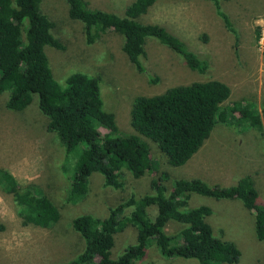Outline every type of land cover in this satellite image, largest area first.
I'll list each match as a JSON object with an SVG mask.
<instances>
[{"label": "trees", "instance_id": "obj_1", "mask_svg": "<svg viewBox=\"0 0 264 264\" xmlns=\"http://www.w3.org/2000/svg\"><path fill=\"white\" fill-rule=\"evenodd\" d=\"M64 1L67 17L81 24L86 46L108 31L118 34L122 38L121 52L138 73L144 71L140 60L145 56L148 38L177 55L189 70L199 74L207 70L206 60L162 26L141 22L158 0H133L122 15L90 9L85 0ZM206 1L236 40L232 23L220 7L221 2L229 0ZM39 2L0 0V94L8 93L3 106L13 112L23 111L35 95L37 109L46 118L45 131L56 135L66 156L74 155L65 202L76 204L86 196L88 178L93 173L101 176L104 187L114 190L121 188L119 179L125 172L132 176L157 174L149 181L151 194L121 200L108 208L105 218H72L71 229L82 240L83 248L74 259L58 264H134L144 259L150 245L166 260L235 264L239 251L216 238L205 221L210 209L187 208L191 194L240 201L253 217L255 238L264 241V204H258L250 176H242L227 187L207 185L198 179H178L168 187L163 184L167 175L156 173L151 150L141 140L152 142L168 166H182L216 125L237 132L247 129L264 137V124L255 106L239 101L224 103L230 90L217 80L178 85L157 95L134 97L128 114L134 133L123 134L113 113L102 110L97 77L72 73L61 84L53 79L43 48L61 51L63 46L50 34L53 24L40 14ZM149 81L155 83L156 79L150 77ZM38 190L32 184L18 185L8 172L0 170V192L11 196L21 224L48 229L59 219L58 208ZM149 207H155V215L151 213L150 217ZM169 224L179 229L166 232ZM128 227L135 230V243L112 260V238ZM255 264H264V253Z\"/></svg>", "mask_w": 264, "mask_h": 264}, {"label": "rangeland", "instance_id": "obj_2", "mask_svg": "<svg viewBox=\"0 0 264 264\" xmlns=\"http://www.w3.org/2000/svg\"><path fill=\"white\" fill-rule=\"evenodd\" d=\"M133 0H85L87 7L121 14ZM236 32L234 40L214 14L206 0H158L142 16V23L162 26L182 41L186 48L207 61V70L199 74L189 70L181 59L148 38L145 56L140 60L144 71L138 73L121 52L122 38L108 31L98 41L86 46L81 24L67 17L64 0H40L39 12L53 24L50 34L63 50L43 49L53 79L61 84L72 73L98 78L102 110L113 113L116 126L123 134H133L129 126L131 100L136 96H153L165 89L193 82L217 80L224 83L230 95L224 103L239 101L254 105L264 124V50L258 41L264 39V0H229L220 3ZM257 33V35H256ZM156 79L150 82L149 78ZM260 95V96H259ZM7 92L0 94V170L8 172L18 185L32 184L57 208L58 221L48 229L22 225L11 196L0 192V264H58L81 253L82 240L71 229V219L89 215L103 219L108 208L121 200L151 194L149 181L157 174L132 176L122 174L121 188L102 185L93 173L88 178L86 196L76 204L65 202V191L72 175V157L66 156L54 133L45 131L46 118L36 106V96L21 112L7 111ZM101 130L105 131L104 128ZM241 131V132H240ZM237 130L216 125L201 148L182 166H168L156 146L141 139L151 150L156 173L163 172L170 187L178 179H198L207 185L231 186L237 176H250L258 204H264V137L250 130ZM236 178V179H235ZM206 206L205 219L212 234L229 242L239 251L235 264H255L263 258L264 241L254 235L250 212L237 200H215L191 194L187 208ZM155 215V207L147 209ZM179 226L169 224L165 231ZM110 258L116 259L123 249L135 243V230L126 228L115 234ZM145 257L134 264H197L192 259L162 258L154 245Z\"/></svg>", "mask_w": 264, "mask_h": 264}, {"label": "built area", "instance_id": "obj_3", "mask_svg": "<svg viewBox=\"0 0 264 264\" xmlns=\"http://www.w3.org/2000/svg\"><path fill=\"white\" fill-rule=\"evenodd\" d=\"M257 44H258V48L264 50V39H260Z\"/></svg>", "mask_w": 264, "mask_h": 264}, {"label": "crops", "instance_id": "obj_4", "mask_svg": "<svg viewBox=\"0 0 264 264\" xmlns=\"http://www.w3.org/2000/svg\"><path fill=\"white\" fill-rule=\"evenodd\" d=\"M259 96H260V95H259ZM256 110L258 111L257 108H256ZM258 113H260V112L258 111ZM259 116H260V115H259ZM260 120H261V119H260ZM200 148H201V147H200ZM200 148H199V149H200ZM199 149H198V150H199ZM12 177H13V176H12ZM240 177H242V176H237L236 178H240ZM236 178H235V179H236Z\"/></svg>", "mask_w": 264, "mask_h": 264}]
</instances>
